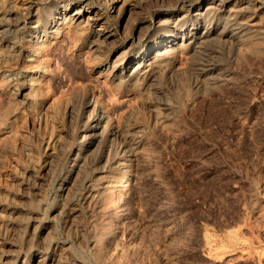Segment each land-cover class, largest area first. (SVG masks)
I'll use <instances>...</instances> for the list:
<instances>
[{"label":"rangeland","instance_id":"obj_1","mask_svg":"<svg viewBox=\"0 0 264 264\" xmlns=\"http://www.w3.org/2000/svg\"><path fill=\"white\" fill-rule=\"evenodd\" d=\"M0 264H264V0H0Z\"/></svg>","mask_w":264,"mask_h":264},{"label":"bare ground","instance_id":"obj_2","mask_svg":"<svg viewBox=\"0 0 264 264\" xmlns=\"http://www.w3.org/2000/svg\"><path fill=\"white\" fill-rule=\"evenodd\" d=\"M2 11V10H1ZM5 11V10H4ZM228 12L231 14H233L234 13V9H228ZM200 14H202V12H200ZM4 15H6L7 16V12H5L4 13ZM34 16V15H33ZM37 17V16H36ZM26 18V17H25ZM26 20V19H25ZM40 20V19H39ZM37 21V20H36ZM39 22V21H38ZM169 22L170 23H174V24H176V25H181L182 24V21H181V19L180 18H178V16H176V15H172L170 18H169ZM48 24V23H47ZM31 33H33V34H35V35H37V38H38V35H39V30H34V31H32ZM34 35V36H35ZM40 38V37H39ZM205 39V38H204ZM32 55V54H31ZM146 55H148V54H142V55H140L139 56V60L140 61H138L137 62V64H136V68H138V67H140V66H142L143 65V62H145L146 61V59L144 58ZM147 57H149V55L147 56ZM87 109H88V111H89V114H90V116L95 112V110H96V105H95V101L93 102H87ZM86 132V131H85ZM74 164V163H73ZM123 164V163H122ZM121 164V165H122ZM121 167V166H120ZM124 171V170H123ZM119 175V174H118ZM116 177H117V175H116ZM119 177V176H118ZM119 179V178H118ZM129 179H130V177H129V172L127 171H125V174L122 176V178H120V181L117 183L116 182V184H117V186L118 187H125L126 185H127V183L129 182ZM111 180V179H110ZM109 181V180H108ZM115 181V180H114ZM113 181V182H114ZM112 182V183H113ZM115 183V182H114ZM114 183H113V185H114ZM117 220V218H115L114 220H112V222H111V224H114L115 223V221ZM117 225V224H116ZM112 226V225H111ZM115 226V225H114ZM113 226V227H114ZM106 238H107V236L106 235H103L102 236V238L100 239V243H104L105 241H106Z\"/></svg>","mask_w":264,"mask_h":264}]
</instances>
